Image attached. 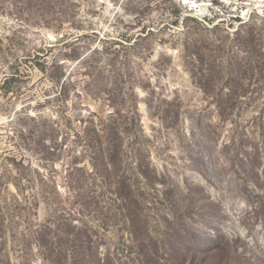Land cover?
I'll return each mask as SVG.
<instances>
[{
  "label": "rangeland",
  "instance_id": "374dc122",
  "mask_svg": "<svg viewBox=\"0 0 264 264\" xmlns=\"http://www.w3.org/2000/svg\"><path fill=\"white\" fill-rule=\"evenodd\" d=\"M0 264H264V0H0Z\"/></svg>",
  "mask_w": 264,
  "mask_h": 264
}]
</instances>
